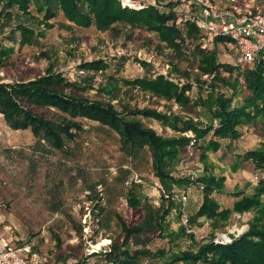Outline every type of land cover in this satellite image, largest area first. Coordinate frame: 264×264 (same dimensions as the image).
I'll return each instance as SVG.
<instances>
[{"label":"trees","instance_id":"1","mask_svg":"<svg viewBox=\"0 0 264 264\" xmlns=\"http://www.w3.org/2000/svg\"><path fill=\"white\" fill-rule=\"evenodd\" d=\"M255 2L264 5V0ZM215 3L219 8H229L221 0ZM165 6L172 8L174 3L168 2ZM59 15L63 20L53 21ZM89 28L112 33L114 37L130 30L127 39L135 29L145 31L148 40L138 52L141 57L135 59L145 75L126 79L111 74L109 61L112 58L121 67L126 59L124 52H114L111 58L94 56L79 60L76 63L79 80L68 79L61 69L56 70L57 66L50 64L37 77L0 82V115L9 129L29 130L35 139V148L44 152H65L66 145L85 132V124L90 123L114 132L125 158L134 161L144 152L149 154L152 174L161 185L166 204L152 207L143 203L135 190L130 191V207L142 208L143 220L127 226L118 219L123 239L120 243L112 241L108 251L99 253L103 259L100 264H142L141 258L145 257L152 258L151 261L161 259L166 264H264V178L252 187L251 193L236 188L227 192L225 176L215 175L207 163L208 153L219 151L222 140H238L242 127L264 128V58L243 68L235 64V59L230 64L219 62L216 50L221 45L227 48L225 38H216L203 49V35L194 22L179 20L174 12H162L157 5L134 9L123 6L120 0H0V34L6 30L8 40V44H0V70L26 47L39 55L34 60L46 58L48 53L44 47L51 41L49 35L55 29L79 37L81 31ZM163 55L172 59L165 64V70L157 72L158 57ZM148 56L151 61L147 60ZM178 60L195 61L196 74L192 76L190 68L181 70ZM98 75L103 82L97 84ZM120 84L172 100L188 108L191 115L193 111L195 116L146 112L126 106L118 110L113 102H119ZM193 85L196 95L191 97ZM71 91H98L107 100H90ZM140 118L159 120L176 134L159 135ZM190 145L192 156H189ZM196 149L198 156H195ZM236 160L231 164L233 173L240 169L241 161L250 162L254 172H263L264 142L258 148L236 155ZM182 161L195 172L193 178L181 170ZM123 171L124 180L129 172ZM189 185H195L201 194L196 211L186 215L188 227L200 228L207 223L211 230L209 240L197 243L191 240L193 246L169 256L160 250L151 253L145 249L141 237L155 231L164 232L172 240L181 236L192 239L193 233H187L184 227L179 226L177 232H172L166 231L168 225L164 224L169 214L184 212L185 205L176 196L185 192L179 188ZM216 195L231 196L235 200L231 207H225ZM243 213L252 214L247 222L248 230L230 244H213L215 232L224 229L234 214ZM132 243L136 246L134 250H131ZM32 250L35 251L34 245ZM39 254L47 255L51 261L47 253Z\"/></svg>","mask_w":264,"mask_h":264},{"label":"rangeland","instance_id":"2","mask_svg":"<svg viewBox=\"0 0 264 264\" xmlns=\"http://www.w3.org/2000/svg\"><path fill=\"white\" fill-rule=\"evenodd\" d=\"M215 2L217 0H214ZM228 5L226 0H221ZM253 12L264 11V5L250 3ZM63 19L59 15L53 21ZM6 30L0 34V44H8ZM79 37L55 29L50 33L51 41L44 47L46 58L34 60L39 55L31 48H24L13 55L11 60L0 70V82L10 83L15 80H26L41 75L50 64L70 80H79L76 63L81 59L94 56L111 58L114 52H124L125 61L121 67L111 58V74L116 77L134 79L145 75L144 70L135 60L141 57L138 53L144 49L147 33L135 29L131 38L126 36L130 30L114 37L112 33H99L94 28L83 30ZM76 38L73 39V38ZM218 61L233 63L234 51L219 46L216 50ZM163 55L158 57L157 72L166 69L168 60ZM176 61V59L174 58ZM196 62L179 61L178 67L190 68L192 76L196 74ZM117 69V71H115ZM107 72L106 74H108ZM103 82L97 76L96 83ZM119 102H113L117 109L122 106L146 112L166 113L167 115L195 116L188 108L172 100L161 99L139 89H127L120 84ZM76 96L90 100H107L98 91L85 93L71 91ZM196 95V87L190 93ZM142 122L162 136L175 135L154 118H140ZM221 149L208 153L207 163L215 175L223 174L226 178L225 189L233 192L236 189L252 192L251 176L255 169L250 162L241 161L240 169L231 171V164L236 162V155L260 147L264 142V128L250 125L241 128V137L236 141L222 140ZM35 139L29 130L14 131L5 124L0 115V232L11 238L15 245L22 242L33 244L36 253H47L51 261L89 260L102 263L99 253L108 251L111 242L123 239L118 219L127 226L136 225L143 220V209H133L128 202L129 192L135 190L142 196V202L158 208L166 204L162 197L161 185L153 176L151 159L144 152L134 161L125 158L119 151L117 135L107 128L86 123L85 132L66 145L65 152H44L34 146ZM195 156L199 155L196 149ZM193 168L195 166L190 163ZM123 170H127L123 180ZM195 170V169H194ZM264 175V170L261 172ZM179 176L178 173H174ZM123 180V181H122ZM178 190L176 187H172ZM185 191L188 198L184 213H187L189 202L197 204L201 191L195 185L179 188ZM221 205L231 207V196H215ZM252 215V214H251ZM236 222L231 217L227 226L220 230L227 232L233 224L241 229V235L248 230V215H242ZM180 212H173L165 219L166 231L177 232ZM6 228V229H5ZM193 237L181 236L177 239L165 237V233L155 231L141 237L145 249L151 253L162 251L166 256L178 250L193 246L194 242L209 240L211 230L208 225L191 228ZM164 233V234H163ZM216 233V232H215ZM240 235V236H241ZM107 239L109 242L100 249L93 245ZM141 247V246H138ZM136 246L132 243L131 250ZM92 253L91 255H88ZM102 255V254H101ZM141 258L142 264H166L161 259L151 261Z\"/></svg>","mask_w":264,"mask_h":264},{"label":"built area","instance_id":"3","mask_svg":"<svg viewBox=\"0 0 264 264\" xmlns=\"http://www.w3.org/2000/svg\"><path fill=\"white\" fill-rule=\"evenodd\" d=\"M121 4L128 8L142 9L147 5H157L162 12H174L179 20L194 22L197 29L202 33L201 48L205 49L216 38L226 39L225 46L236 53L235 64L243 68L253 66L257 60L264 58V11L253 12L250 3L255 0H226L229 8H219L214 0H120ZM174 3L172 8H167L166 3ZM122 52H117L121 54ZM151 61V57H147ZM193 142H191V145ZM190 145L189 156H192ZM180 168L184 173L196 175L187 162H181ZM264 175L256 171L251 176V184H257ZM177 200L184 206L187 194L180 192ZM243 214H234L237 221L242 220ZM179 226L186 229L187 233L192 230L188 227V219L184 212L180 214ZM6 229V228H5ZM241 235V229L233 224L227 232L215 233L212 243L215 245H227ZM33 244L22 242L15 245L11 238L0 232V264H94L89 260L49 261L47 255L36 253L32 250ZM103 253L105 252L102 251ZM89 253L88 255H91Z\"/></svg>","mask_w":264,"mask_h":264},{"label":"crops","instance_id":"4","mask_svg":"<svg viewBox=\"0 0 264 264\" xmlns=\"http://www.w3.org/2000/svg\"><path fill=\"white\" fill-rule=\"evenodd\" d=\"M91 29V28H89ZM87 29V30H89ZM200 201L197 202V204H194V202H189L188 207H187V213H189L190 215L192 214V212L194 213L197 209V207L199 206ZM245 215L249 216V219L252 217L250 213H245ZM203 225H207V223H204Z\"/></svg>","mask_w":264,"mask_h":264},{"label":"bare ground","instance_id":"5","mask_svg":"<svg viewBox=\"0 0 264 264\" xmlns=\"http://www.w3.org/2000/svg\"><path fill=\"white\" fill-rule=\"evenodd\" d=\"M108 240L107 239H102L101 241H99L98 243H96L95 245H93L94 249H100L101 246H105L108 244Z\"/></svg>","mask_w":264,"mask_h":264}]
</instances>
